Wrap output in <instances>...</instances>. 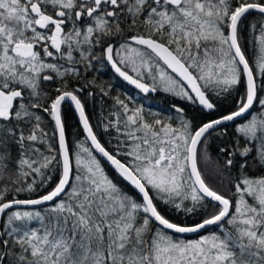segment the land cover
I'll list each match as a JSON object with an SVG mask.
<instances>
[{
	"label": "snow or ice",
	"instance_id": "snow-or-ice-1",
	"mask_svg": "<svg viewBox=\"0 0 264 264\" xmlns=\"http://www.w3.org/2000/svg\"><path fill=\"white\" fill-rule=\"evenodd\" d=\"M0 264H264V0H0Z\"/></svg>",
	"mask_w": 264,
	"mask_h": 264
},
{
	"label": "trees",
	"instance_id": "trees-1",
	"mask_svg": "<svg viewBox=\"0 0 264 264\" xmlns=\"http://www.w3.org/2000/svg\"><path fill=\"white\" fill-rule=\"evenodd\" d=\"M258 18L256 17L255 14H251L248 16V22H254L256 21ZM252 39V33L249 32V31H245L244 32V40H245V47L246 49H248V52H249V56H251V44L250 43H247V41H250ZM241 89H242V86H241ZM119 96H121V98H125L127 95H123L121 93H119ZM98 95L96 94L95 95V98H97ZM141 97L137 96L136 100H140ZM215 99V98H213ZM174 98L164 92H159V93H155V94H152L150 96V98L148 100H145L144 103L146 105H150L151 108L155 111H159L161 114H168L170 112V106L173 102ZM230 101H231V98H228L226 100H223L221 103V106H224V107H227L230 105ZM177 103H184V102H180V101H177ZM186 108H187V114L189 117H194L195 118V121L196 123H199V117L202 115L201 113H199L197 110H196V107L195 106H191V105H187L185 104L184 105ZM147 110V109H146ZM90 115H91V118L93 120H98L99 119V115H98V111L96 110L95 111H91L90 112ZM172 115H175L174 113H172ZM63 116H64V121H65V125H66V138H67V141H68V144L70 147H72L73 149H75V143L76 141L78 140H82L83 139V134L78 126V123L76 121V118L72 112L71 109L65 107L63 108ZM207 118V117H205ZM49 129H51V124H49ZM95 130L99 133L100 135V138L101 140L104 142V143H107L109 137L106 136L102 129L100 128H95ZM229 131L231 132L232 130L229 129ZM209 151L212 152L213 155H215V152H216V143L213 142ZM104 167L108 173V175L115 181L117 182L118 184H120L122 187H125L127 189V186L126 184L121 180L120 177H118V175L114 172V170H112L111 168L107 167L105 164H104ZM172 218H176L175 217V214H173V217ZM180 219H184V217H179ZM189 221L191 219H199V217H192V218H188ZM211 230V229H209ZM207 230V231H209ZM207 231H205L204 233H202L201 235L203 234H207ZM188 239H196L198 238V236H194V237H187Z\"/></svg>",
	"mask_w": 264,
	"mask_h": 264
},
{
	"label": "flooded vegetation",
	"instance_id": "flooded-vegetation-1",
	"mask_svg": "<svg viewBox=\"0 0 264 264\" xmlns=\"http://www.w3.org/2000/svg\"><path fill=\"white\" fill-rule=\"evenodd\" d=\"M97 69L96 71H92L88 73V78L91 79L93 77L96 78L97 84L102 85L104 88H108L109 85H111V96H117L119 93L123 95H127L130 97H135L137 96L141 97L142 94L139 92L135 91L131 87L127 86L125 83H123L118 76L110 70V67L105 65L101 66L97 64ZM89 91H95V93L98 95L95 100H93L91 97H87V93H85V103H86V111L87 114L90 116V122L95 126L98 122V120H93L91 118L90 112L91 111H98V115L100 116V113L102 110H106L108 106L112 104L111 99L108 97H101L99 88L96 89H89ZM69 108L68 105H64L63 108Z\"/></svg>",
	"mask_w": 264,
	"mask_h": 264
},
{
	"label": "water",
	"instance_id": "water-1",
	"mask_svg": "<svg viewBox=\"0 0 264 264\" xmlns=\"http://www.w3.org/2000/svg\"><path fill=\"white\" fill-rule=\"evenodd\" d=\"M253 14H255V13H253ZM109 67H110V66H109ZM118 78H119L123 83H125L127 86H129V87H131L132 89H134L135 91L139 92L137 89L134 88V86L129 85L127 82L123 81L122 78H120V77H118ZM66 105H68V106L70 107L69 104L66 103ZM70 109L72 110V112H73V114H74V116H75V118H76V121H77V123H78V126H79V128H80V130H81V132H82V134H83V136H84V133H83L82 127H81L80 124H79L78 115L74 112V109H73L72 107H70ZM105 165H106L107 167H109V165H108L107 163H105ZM109 168H110V167H109ZM112 170H113V169H112ZM207 230H209V229H207ZM207 230H203L200 234L204 233V232L207 231ZM194 236H197V234H187V237H194Z\"/></svg>",
	"mask_w": 264,
	"mask_h": 264
}]
</instances>
